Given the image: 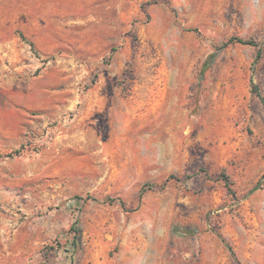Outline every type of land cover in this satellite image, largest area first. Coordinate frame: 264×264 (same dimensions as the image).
<instances>
[{
    "label": "rangeland",
    "instance_id": "1",
    "mask_svg": "<svg viewBox=\"0 0 264 264\" xmlns=\"http://www.w3.org/2000/svg\"><path fill=\"white\" fill-rule=\"evenodd\" d=\"M27 2L0 0V20L47 12ZM99 3L59 43L102 28L79 89L102 75L100 151L61 175L24 163L81 101L41 138L0 143V264H264V0Z\"/></svg>",
    "mask_w": 264,
    "mask_h": 264
},
{
    "label": "crops",
    "instance_id": "2",
    "mask_svg": "<svg viewBox=\"0 0 264 264\" xmlns=\"http://www.w3.org/2000/svg\"><path fill=\"white\" fill-rule=\"evenodd\" d=\"M100 1L28 0L27 4H46L45 15L43 11L31 12L26 5L18 17L0 20V143L17 149L33 136L41 138L48 123L65 117L82 102L77 120L68 123L62 135L30 161L23 160L30 174L38 164L46 174L68 173L83 166L84 158L91 152L100 151L101 141L88 119L102 112V75L88 84L82 96L79 89L89 78L91 60L102 58L98 55L102 28L90 29L94 36L90 38L89 33L87 40L80 38L84 36L81 32L74 34L76 44L59 43L60 30L66 29L60 28L62 24L73 20L82 27L85 22L102 18ZM61 2L65 6L58 8ZM70 4L73 11L66 7ZM67 35L70 34L65 33L64 37ZM20 37L28 38L34 53L26 49Z\"/></svg>",
    "mask_w": 264,
    "mask_h": 264
},
{
    "label": "trees",
    "instance_id": "3",
    "mask_svg": "<svg viewBox=\"0 0 264 264\" xmlns=\"http://www.w3.org/2000/svg\"><path fill=\"white\" fill-rule=\"evenodd\" d=\"M234 39L235 38H231L229 41H233ZM236 41L239 42V43H241V44H246V45H258V44L255 43V41H253L251 39L237 38ZM260 54H261V52L258 51L256 57H259ZM256 91H257V89H256ZM258 94L260 95V98H261L262 102L264 103V96L261 95L259 92H258ZM16 152H18V151H16ZM258 187H259V184H257L253 189H257ZM140 196H141V192H140ZM71 229L75 232L76 238L79 237V229H75L74 226H72ZM74 244L76 245L77 242L74 243Z\"/></svg>",
    "mask_w": 264,
    "mask_h": 264
},
{
    "label": "built area",
    "instance_id": "4",
    "mask_svg": "<svg viewBox=\"0 0 264 264\" xmlns=\"http://www.w3.org/2000/svg\"><path fill=\"white\" fill-rule=\"evenodd\" d=\"M54 129V128H53ZM58 132V128L56 127L54 130H53V133H57ZM47 134H52V132L50 133L49 131L47 132Z\"/></svg>",
    "mask_w": 264,
    "mask_h": 264
}]
</instances>
